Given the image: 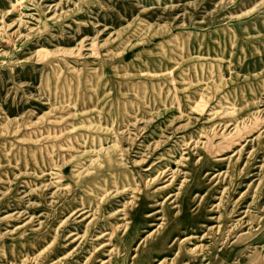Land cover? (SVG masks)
Returning <instances> with one entry per match:
<instances>
[{
  "label": "rangeland",
  "instance_id": "374dc122",
  "mask_svg": "<svg viewBox=\"0 0 264 264\" xmlns=\"http://www.w3.org/2000/svg\"><path fill=\"white\" fill-rule=\"evenodd\" d=\"M0 264H264V0H0Z\"/></svg>",
  "mask_w": 264,
  "mask_h": 264
}]
</instances>
